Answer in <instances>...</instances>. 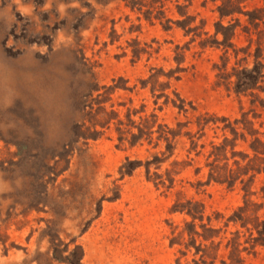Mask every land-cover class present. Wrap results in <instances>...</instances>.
Here are the masks:
<instances>
[{
	"label": "rangeland",
	"instance_id": "374dc122",
	"mask_svg": "<svg viewBox=\"0 0 264 264\" xmlns=\"http://www.w3.org/2000/svg\"><path fill=\"white\" fill-rule=\"evenodd\" d=\"M264 264V0H0V264Z\"/></svg>",
	"mask_w": 264,
	"mask_h": 264
},
{
	"label": "trees",
	"instance_id": "16d2710c",
	"mask_svg": "<svg viewBox=\"0 0 264 264\" xmlns=\"http://www.w3.org/2000/svg\"><path fill=\"white\" fill-rule=\"evenodd\" d=\"M79 258H80V254H79V255L77 256V258L75 259V263H74V264H78Z\"/></svg>",
	"mask_w": 264,
	"mask_h": 264
}]
</instances>
